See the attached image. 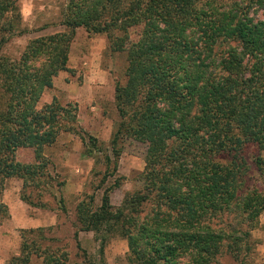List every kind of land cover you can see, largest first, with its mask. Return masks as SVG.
Returning <instances> with one entry per match:
<instances>
[{"label":"trees","instance_id":"trees-1","mask_svg":"<svg viewBox=\"0 0 264 264\" xmlns=\"http://www.w3.org/2000/svg\"><path fill=\"white\" fill-rule=\"evenodd\" d=\"M222 1L68 0L61 32L29 40L16 61L0 57L6 95L0 108V218L9 217L1 202L4 180L17 178L22 190L44 188L48 163L42 148L59 131L74 132V107L54 99L39 109L36 104L53 78L67 71L70 43L81 28L126 53V80L113 95L119 118L110 141L114 160L122 138L146 144V151L141 187L125 193L118 206L109 201L116 179L103 188L97 206L91 196L76 203L77 251L78 232H92L98 249L90 264H104L103 248L112 235L126 241L127 264H214L221 254L245 264L250 232L264 209V195L242 193L239 180L243 147L264 151V0ZM16 4L0 0V33L14 30ZM256 9L262 18L250 15ZM20 148L32 149L34 163L15 160ZM89 149L83 155L92 156ZM253 166L264 183V158L256 156ZM19 200L31 204L22 193ZM144 204L150 211L140 217ZM43 231L20 230L19 256L9 264H28L31 255L42 256L41 264H64L66 251L41 247L48 241Z\"/></svg>","mask_w":264,"mask_h":264},{"label":"rangeland","instance_id":"rangeland-1","mask_svg":"<svg viewBox=\"0 0 264 264\" xmlns=\"http://www.w3.org/2000/svg\"><path fill=\"white\" fill-rule=\"evenodd\" d=\"M67 1L17 0L18 20L14 30L10 34L0 33V38H3L0 43V57L16 61L29 40L62 31L59 22ZM223 1L229 4L228 1ZM252 13L251 11L250 15L256 19L262 18V10L256 9L255 14ZM134 38V31H129V39L134 40ZM222 47L223 49L220 48L218 51L220 55L226 48ZM68 53L71 60L66 64L64 81L72 83L74 88L79 87L83 82L87 83L85 87L83 86L82 96L91 95V99L79 105L78 102L67 99L65 92L57 87L63 83L62 78L57 77H62L63 74L56 75L52 80L56 87L43 91L36 108L49 104L52 99L61 107L68 105L70 110L74 107V111H70L74 114L75 124H72L74 132L59 131L53 144L42 148L41 155L48 163L44 173V176L48 177L45 178L47 185L44 188L40 185L38 188L22 190L21 181L17 178L5 179L1 202L3 191L8 204L15 203L21 193L24 194L31 202L28 205L30 207L28 216L40 221L41 216L47 214L54 221L50 230L46 227L43 229L42 235L48 241L40 243L41 247L47 245L53 249L66 251L68 259L64 264H90L97 256L98 244L92 240L90 233H80V251H77L72 238L74 207L85 196H91L94 205L97 206L103 188L110 186L115 179L118 180V186L109 194L111 206H118L125 193L137 191L141 187L140 174L144 167L146 144L130 138H122L114 145V149L118 152L116 160L111 152L112 133L119 121L113 100L114 87L124 85L126 80L125 51H112L104 35H87L79 28L74 33ZM5 101L6 95L0 90V108ZM61 121L65 124L67 119ZM89 137L93 139L92 142H89ZM88 148L93 152L92 156L83 155V151ZM106 156L109 157L108 163L104 161ZM256 156L264 158V151H257L253 146H244L240 153L239 163L242 161L244 171L239 179L241 190L242 193L253 190L264 195V183L261 182L253 166V159ZM15 160L21 164L34 163L32 149H17ZM221 161L225 162L226 158L223 157ZM103 176L107 179L100 188ZM59 201L62 202L60 207ZM140 210L139 215L143 217L149 213L150 205L144 204ZM2 214L5 215V212ZM8 220L9 217L0 218V226L8 227ZM212 223L222 226L216 221ZM7 230L10 231L11 226ZM250 244L249 256L244 260L245 264H264V209L250 232ZM81 249L85 251L86 256L81 254ZM127 250L126 241L117 235H112L103 248L104 264H127ZM214 264H237V262L227 254H221L215 258Z\"/></svg>","mask_w":264,"mask_h":264},{"label":"crops","instance_id":"crops-1","mask_svg":"<svg viewBox=\"0 0 264 264\" xmlns=\"http://www.w3.org/2000/svg\"><path fill=\"white\" fill-rule=\"evenodd\" d=\"M59 27L61 26L59 25ZM52 33L55 32H51L50 34ZM70 60L71 57L68 53L67 63H70ZM59 74L60 75L63 74L62 77H57V78H62L63 83L60 86L57 85V87H60L62 91L65 92L64 94L67 99L78 102V105L84 104L87 100L91 99V95H89V97H87L86 95L82 96V92H84L83 86L85 87L87 83L83 82L81 85H79V87L74 88L72 83L64 81V79L66 78L65 77L66 71L59 72ZM54 78H56V76ZM52 87L53 88L56 87L54 81H52ZM79 124L82 125L83 123H79ZM2 203L7 208L8 216H9V220L7 222H9L8 227L11 226V230L8 231L7 230L8 227L4 225L0 226V264H9V261L12 257L19 256V250L21 244V238L19 235L20 230H28V229H36V228L44 229L45 227L47 229L48 228L50 229L54 221L47 214H44L45 216H41L42 218H40V221H37L35 218L28 216L30 207L27 204L21 202L19 199L15 203L8 204L5 201V191H3ZM80 233H90L92 235V240L95 241L92 232H78L77 234L78 242H79ZM85 250L87 251V249ZM41 262H42V256L37 257L31 255L28 264H41Z\"/></svg>","mask_w":264,"mask_h":264}]
</instances>
